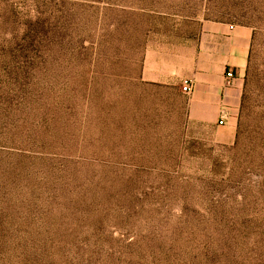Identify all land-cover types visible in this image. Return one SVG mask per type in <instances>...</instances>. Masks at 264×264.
<instances>
[{
	"label": "rangeland",
	"instance_id": "374dc122",
	"mask_svg": "<svg viewBox=\"0 0 264 264\" xmlns=\"http://www.w3.org/2000/svg\"><path fill=\"white\" fill-rule=\"evenodd\" d=\"M206 23L229 110L145 74ZM0 264H264V0H0Z\"/></svg>",
	"mask_w": 264,
	"mask_h": 264
},
{
	"label": "crops",
	"instance_id": "0c3cea01",
	"mask_svg": "<svg viewBox=\"0 0 264 264\" xmlns=\"http://www.w3.org/2000/svg\"><path fill=\"white\" fill-rule=\"evenodd\" d=\"M203 35L195 48L193 45L186 48L187 45L179 39L170 40L169 49L158 52L170 56V61L165 63L167 72L162 66L156 68L148 64L146 77L162 84H179L188 79L191 81L194 110H229L239 99L240 72L247 64L250 33L247 29H228L220 24L206 23ZM184 56L187 61H184ZM159 64L164 65V62ZM229 70L234 72L232 80L226 77Z\"/></svg>",
	"mask_w": 264,
	"mask_h": 264
},
{
	"label": "built area",
	"instance_id": "2783aa9c",
	"mask_svg": "<svg viewBox=\"0 0 264 264\" xmlns=\"http://www.w3.org/2000/svg\"><path fill=\"white\" fill-rule=\"evenodd\" d=\"M226 77L230 80L234 79V72L229 70L227 71L226 73ZM182 90H183V93L185 94H190L191 93V81L188 80V79H185L183 82H182Z\"/></svg>",
	"mask_w": 264,
	"mask_h": 264
}]
</instances>
